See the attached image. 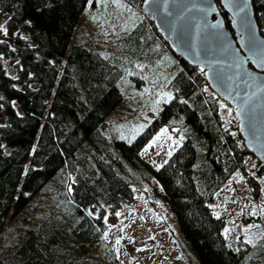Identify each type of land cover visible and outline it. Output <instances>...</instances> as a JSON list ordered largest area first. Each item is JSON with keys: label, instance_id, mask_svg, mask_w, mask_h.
I'll use <instances>...</instances> for the list:
<instances>
[{"label": "trees", "instance_id": "obj_1", "mask_svg": "<svg viewBox=\"0 0 264 264\" xmlns=\"http://www.w3.org/2000/svg\"><path fill=\"white\" fill-rule=\"evenodd\" d=\"M141 2L109 12L108 4L94 14L110 26L107 49L75 37L68 50L80 16L92 11L90 0H0V19L7 15V39L0 40V264H85L93 247L102 248L106 217L151 182L176 218L191 264H264V235L231 246L224 219L208 205L236 171L259 196L264 165L254 158L249 167L253 155L237 122L232 129L224 119L227 112L234 116L232 107L200 67L170 50ZM252 3L264 37V0ZM157 45L180 63L167 86L172 98L133 141L109 140V119L124 113L125 96L141 81L125 59H140L130 62L134 69L138 62L157 63ZM7 59H14L11 69ZM179 123L185 140L164 163L155 168L140 157L162 126Z\"/></svg>", "mask_w": 264, "mask_h": 264}, {"label": "rangeland", "instance_id": "obj_2", "mask_svg": "<svg viewBox=\"0 0 264 264\" xmlns=\"http://www.w3.org/2000/svg\"><path fill=\"white\" fill-rule=\"evenodd\" d=\"M103 2V3H99ZM96 7L88 3L80 16V21L70 39L68 50L76 38H94L96 45L107 49V41L111 37L110 26L98 15L105 5L109 12L115 7L131 9L134 0H96ZM95 14V15H94ZM134 18L143 21L141 12L132 11ZM5 15L0 19V40L7 39L5 32ZM142 38V36H141ZM143 39V38H142ZM139 52L145 54V46H138ZM138 48L137 53L138 55ZM159 54L157 63L138 62L133 68L130 62L135 58H127L126 67L131 74L141 81L135 82L133 90L125 96L124 113L115 119H109L104 130L109 140H123L128 143L141 133L158 115L163 104L172 97L168 94V83L177 73L180 63L167 50L157 45ZM142 53V54H143ZM140 59H135L136 62ZM6 67L11 69L14 59L5 60ZM150 66H149V65ZM136 65V64H135ZM145 68L144 70H141ZM143 71L144 74H138ZM227 126L236 128V119L227 112L224 116ZM1 120V115H0ZM184 126L178 124L171 129L162 126L152 139L140 151V157L155 168L164 163L168 157L183 143ZM254 156L247 157L249 167L254 164ZM260 184L259 196L252 194L244 177L236 171L214 195L208 203L215 216L225 221L224 236L229 244L237 248L241 244H254L264 235V175L257 176ZM95 213L96 210H93ZM108 228L103 234L104 243L93 247L85 264H111L112 256L120 264H191L195 262L194 255L178 238V224L175 216L166 207L159 194L158 184L149 183L145 191H136L135 199L124 205L114 215L106 217ZM184 248V249H183Z\"/></svg>", "mask_w": 264, "mask_h": 264}, {"label": "water", "instance_id": "obj_3", "mask_svg": "<svg viewBox=\"0 0 264 264\" xmlns=\"http://www.w3.org/2000/svg\"><path fill=\"white\" fill-rule=\"evenodd\" d=\"M141 9L176 56L203 70L232 107L244 146L264 165V37L252 0H142Z\"/></svg>", "mask_w": 264, "mask_h": 264}]
</instances>
